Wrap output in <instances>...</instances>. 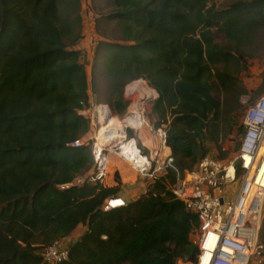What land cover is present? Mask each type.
Segmentation results:
<instances>
[{
  "label": "trees",
  "instance_id": "1",
  "mask_svg": "<svg viewBox=\"0 0 264 264\" xmlns=\"http://www.w3.org/2000/svg\"><path fill=\"white\" fill-rule=\"evenodd\" d=\"M105 1L98 21L113 22L115 36L99 34L90 81L81 0H0V264H48L45 249L80 227L61 264L195 261L199 221L171 188L238 127L241 77L264 57V0ZM138 80L158 93L154 128L170 166L123 206L117 171L114 186L61 189L94 170L93 124L81 115L91 92L108 86L106 104L123 115ZM111 199L117 208L104 210Z\"/></svg>",
  "mask_w": 264,
  "mask_h": 264
},
{
  "label": "built area",
  "instance_id": "2",
  "mask_svg": "<svg viewBox=\"0 0 264 264\" xmlns=\"http://www.w3.org/2000/svg\"><path fill=\"white\" fill-rule=\"evenodd\" d=\"M104 106L110 115L106 119L108 122L114 115L108 105ZM96 109L81 111V115L91 119L97 128V135L92 140L94 170L61 189L103 183L114 156L127 162L135 174L147 182L154 181L166 166H170L172 159L162 163L144 153L136 139L128 135V128L115 136L114 128L106 123L101 132L103 123ZM243 128L234 158L222 161L207 155L195 171L186 174L171 188L174 197L199 221L192 236V243L198 249L195 261L180 259L177 264H252L255 260L262 264L264 261V243L260 241L264 223V94L248 106ZM100 132L104 143H99ZM158 132L165 139V132L161 129ZM82 145V140L72 144L74 148ZM237 180L241 181L240 191L235 201H227V189ZM117 199L109 200L104 210L117 208L113 206ZM67 259L68 250L62 249L60 241L44 251V260L48 264H61Z\"/></svg>",
  "mask_w": 264,
  "mask_h": 264
},
{
  "label": "rangeland",
  "instance_id": "3",
  "mask_svg": "<svg viewBox=\"0 0 264 264\" xmlns=\"http://www.w3.org/2000/svg\"><path fill=\"white\" fill-rule=\"evenodd\" d=\"M81 1H82V15H83V24H84V32H83L84 40L79 44L78 49L80 48L81 50H83V54H84L83 61L88 71L89 79L90 81H92V79L94 78L93 71L97 70V68H94V64H93L95 61H97L95 58V52L97 50L96 48L98 47L99 42L102 41V38L99 34L104 33V34H109L110 36H115L114 34L115 24L113 22L103 23L102 21L101 22L98 21L101 18V12L104 9H106L105 0H81ZM233 1H236V0H218L217 4L222 7V6H227L231 4ZM95 79L99 80L98 74L95 75ZM241 80H242V83L249 90V93L241 98V104L243 106V111L237 114V116L235 117V121L238 123L237 128L243 126V120H244L245 112L248 106L253 104L262 94H264V90H262L263 88L262 84L264 82V57L261 60L251 62L249 65V71L242 75ZM138 81H144V80H138ZM134 82H137V81H134ZM134 82L126 86L125 92L123 95L124 100L128 102V108L126 112L123 115H117L112 112L113 115L117 117L120 121L126 120L128 116L131 115L130 108L132 105V101L130 97L128 96V94L126 93H127L128 86L132 84L130 86V90H131V87L133 86ZM97 92H98V96H96L97 94L95 95V92H93L94 94H92L91 92V97L93 101L92 103L93 110L99 105H108L105 102L107 99L106 95L108 94V86L101 87L99 91ZM157 96H158V93L154 97H151L153 99L146 102L145 106L143 107L142 112H143L144 119L146 120V124L144 125V128L142 130H135L133 128H128V131H127L128 135L129 136L131 135L132 137H134L138 145L148 155L149 154L153 155L155 153V150H162L164 147L163 142H162V139L164 138L160 135L158 130H155L154 128V124L156 123V116L153 115L152 108H153V104L155 100L157 99ZM237 128H234L233 133L219 143L222 151H220L213 144H209V147H210L209 155L217 157L219 159L221 156H223L225 158L223 159L224 161L234 158L238 152L240 138L243 134V132H239ZM96 135H97V128L96 126H93L88 136V138L91 140L90 142H92V140L95 139ZM148 149L150 151H147ZM112 158H116L118 161L122 162V160L118 159L115 156ZM153 158H156V157H153ZM162 158L163 159L158 158V160L159 162L163 163L165 160V157H162ZM124 163L135 174V172L131 169L130 165L127 162H124ZM115 170L116 169L114 167V163L111 161L109 170H108V176L106 180L103 182L104 185L110 182L111 177L114 180V175L116 172ZM240 188H241L240 180H237L233 185L228 187L227 192L225 194L227 201H235L236 196L238 192L240 191ZM80 230H82V228H80L79 230L75 232L76 236L78 235L77 239H79V237L84 232ZM260 241L264 243V223H263V229L261 232ZM252 264H258V263L255 260ZM262 264H264V261Z\"/></svg>",
  "mask_w": 264,
  "mask_h": 264
},
{
  "label": "bare ground",
  "instance_id": "4",
  "mask_svg": "<svg viewBox=\"0 0 264 264\" xmlns=\"http://www.w3.org/2000/svg\"><path fill=\"white\" fill-rule=\"evenodd\" d=\"M132 85V84H131ZM130 85V86H131ZM130 86L127 88L128 96L130 97L132 101L131 105V115L128 116V118L124 121H120L117 117L112 116L111 119L107 122V116L109 117L108 109L104 105L97 106V113L101 117V122L103 123L101 132L106 128V123L108 126L113 127L115 131V136L123 134V131L126 128H133L136 130H142L144 128V125L146 124V120L143 116V107L145 106V103L150 101L151 97H154L157 92L149 87L146 82L144 81H137L133 83V86ZM106 117V118H105ZM105 120V121H104ZM101 132L98 136L99 143H104L101 139ZM115 141V140H114Z\"/></svg>",
  "mask_w": 264,
  "mask_h": 264
},
{
  "label": "crops",
  "instance_id": "5",
  "mask_svg": "<svg viewBox=\"0 0 264 264\" xmlns=\"http://www.w3.org/2000/svg\"><path fill=\"white\" fill-rule=\"evenodd\" d=\"M80 49V48H79ZM93 103L92 97H91V104ZM162 139V138H161ZM163 142V149L162 150H155V153L150 156L152 157H158L159 159H163L162 157H165V161L169 159L170 157V150L165 146V139H162ZM147 151H150L149 149ZM111 161L114 163L115 171L119 173L120 179L122 181V189L121 193L119 195V198L122 200H118L116 204L123 205V201L125 203H129L132 201L137 200L141 195L145 194L150 186V182L144 181L141 178L135 175L129 167L122 161H118L116 158H111ZM107 186H114L115 182L113 178L111 177L110 182L106 184ZM82 230L84 231L83 227ZM78 228V230L80 229ZM78 236V235H77ZM75 232L72 234L68 240H66L65 244L62 245L63 250H68V247L73 244L75 241H77V237Z\"/></svg>",
  "mask_w": 264,
  "mask_h": 264
},
{
  "label": "water",
  "instance_id": "6",
  "mask_svg": "<svg viewBox=\"0 0 264 264\" xmlns=\"http://www.w3.org/2000/svg\"><path fill=\"white\" fill-rule=\"evenodd\" d=\"M157 98H158V96H157Z\"/></svg>",
  "mask_w": 264,
  "mask_h": 264
}]
</instances>
